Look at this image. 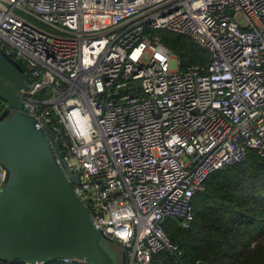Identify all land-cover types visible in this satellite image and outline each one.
<instances>
[{
	"label": "built area",
	"instance_id": "1",
	"mask_svg": "<svg viewBox=\"0 0 264 264\" xmlns=\"http://www.w3.org/2000/svg\"><path fill=\"white\" fill-rule=\"evenodd\" d=\"M158 31L206 64L181 70ZM0 48L30 68L21 112L53 132L124 264H182L165 221L190 229L208 176L264 157V0H0Z\"/></svg>",
	"mask_w": 264,
	"mask_h": 264
},
{
	"label": "water",
	"instance_id": "2",
	"mask_svg": "<svg viewBox=\"0 0 264 264\" xmlns=\"http://www.w3.org/2000/svg\"><path fill=\"white\" fill-rule=\"evenodd\" d=\"M29 70L0 48V100L8 106L0 114V165L6 171L0 188V261L39 264L75 258L114 264L106 246L114 241L94 225L89 201L79 199L70 172L66 175L65 164L58 163L53 132L21 112Z\"/></svg>",
	"mask_w": 264,
	"mask_h": 264
},
{
	"label": "trees",
	"instance_id": "3",
	"mask_svg": "<svg viewBox=\"0 0 264 264\" xmlns=\"http://www.w3.org/2000/svg\"><path fill=\"white\" fill-rule=\"evenodd\" d=\"M157 33L179 59L181 70L206 64V52L187 37ZM192 207L190 229H182L176 219L163 225L170 242L181 251L182 264H264V157L251 151L244 163L212 173L193 197ZM157 257L174 264L167 253Z\"/></svg>",
	"mask_w": 264,
	"mask_h": 264
},
{
	"label": "rangeland",
	"instance_id": "4",
	"mask_svg": "<svg viewBox=\"0 0 264 264\" xmlns=\"http://www.w3.org/2000/svg\"><path fill=\"white\" fill-rule=\"evenodd\" d=\"M30 86V83L29 85ZM72 177V182L74 183L76 180H79V176L78 174H73V173H69ZM72 183V184H73ZM261 202H262V198L259 197ZM259 200V202H260ZM107 248L110 250V252H112V254L114 255V259H115V263L114 264H122V248L119 246V244L117 242H112V243H106Z\"/></svg>",
	"mask_w": 264,
	"mask_h": 264
}]
</instances>
